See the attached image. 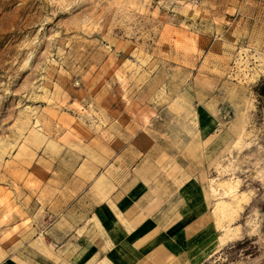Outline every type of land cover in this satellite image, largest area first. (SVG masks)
I'll use <instances>...</instances> for the list:
<instances>
[{"label":"rangeland","instance_id":"rangeland-1","mask_svg":"<svg viewBox=\"0 0 264 264\" xmlns=\"http://www.w3.org/2000/svg\"><path fill=\"white\" fill-rule=\"evenodd\" d=\"M260 79L264 0H0V247L27 245L50 183L142 132L207 188L203 264H264Z\"/></svg>","mask_w":264,"mask_h":264},{"label":"crops","instance_id":"crops-1","mask_svg":"<svg viewBox=\"0 0 264 264\" xmlns=\"http://www.w3.org/2000/svg\"><path fill=\"white\" fill-rule=\"evenodd\" d=\"M172 152L142 132L112 136L49 184L42 223L27 245L0 247V264H203L218 248L211 200Z\"/></svg>","mask_w":264,"mask_h":264},{"label":"trees","instance_id":"trees-1","mask_svg":"<svg viewBox=\"0 0 264 264\" xmlns=\"http://www.w3.org/2000/svg\"><path fill=\"white\" fill-rule=\"evenodd\" d=\"M254 91L256 93V96L259 100L264 101V79H260L255 87H254Z\"/></svg>","mask_w":264,"mask_h":264}]
</instances>
